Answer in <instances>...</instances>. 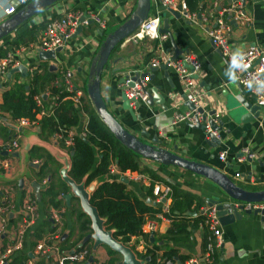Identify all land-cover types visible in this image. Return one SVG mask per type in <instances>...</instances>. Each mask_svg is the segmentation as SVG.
<instances>
[{
	"label": "crops",
	"instance_id": "1",
	"mask_svg": "<svg viewBox=\"0 0 264 264\" xmlns=\"http://www.w3.org/2000/svg\"><path fill=\"white\" fill-rule=\"evenodd\" d=\"M19 1L0 0V22L7 18L3 11L4 8ZM214 1L222 5L229 2V0H202L205 8ZM239 1L244 5L248 21L245 26L232 24L228 38L230 47L235 52L250 46L264 47V0ZM25 3L18 4L17 11ZM135 6L136 0H62L37 14L23 27H20L19 32L34 28L38 29L36 38L39 40L42 35L41 24L51 17L60 16L71 10L97 13L106 21L107 27L102 31L95 24L93 26L83 24L81 32L76 31L61 47V52L57 53L55 58L41 57L39 51L32 49L16 54L17 66L24 65L27 68V76L21 72L11 74L9 70L0 80V103L5 90L15 85H25V89H28L31 85L33 86L34 78L38 77L35 85L38 94L48 107L49 104L46 99L51 88L58 86L60 83L62 84L64 74L67 71L73 73L72 82L77 89L84 93L85 101L89 100L86 94L89 67L104 39L105 30L112 28L113 31L117 28L135 9ZM153 7L155 9V6ZM157 10L162 18L161 28L164 25L163 20H167L169 33L162 32L167 35V39L162 42L145 39L137 43L125 39L115 48L111 53L100 83L101 95L107 108L111 110L112 114L114 113L115 118L127 130L140 137L144 142H150L152 138H155L161 142L162 147L175 154L218 168L230 176L238 186L246 190H263L264 108H260L258 118L254 117L250 109L246 108L247 103H250L253 107L256 106L255 99L247 88L234 82L230 65L213 48L206 34V29L212 23L204 24L200 21L191 23L180 16L179 13L164 9L162 6H158ZM14 35L15 33L12 37ZM161 49L163 50L162 53ZM186 52L195 54L200 60V72L197 82L199 92L202 94L205 112L208 113L214 109L222 110L220 117L222 123L218 125L220 128L219 141H221L220 144L215 146L209 144L202 128L192 127L194 125L186 122H174L175 112L188 110L184 106V100L182 99L184 93L175 71L165 65H163L164 69L160 66L155 68L153 72L150 71L149 62L157 54H162L161 56H166L165 58H174ZM129 72L143 74L148 72L152 77L148 82V92H151L152 88L158 89L157 93L163 97L164 101L162 99V102H160L156 96V98L151 97L148 101L150 103L141 102L139 107H135L133 114L122 108V91L119 84ZM79 114V125L74 128V132L77 134L87 122V114L83 110ZM140 130H145L148 136L144 134L141 136ZM9 139H16L19 143V149L10 156V168L0 169V197H5L3 202L10 205L8 216L11 220V230H13L22 217L25 198L30 194L35 196L32 183L37 181L40 185L43 179L46 180L45 186L40 185V196L42 198V194L51 184L58 185L61 180L63 181L61 169L65 165L70 152L63 145H60L62 142L57 140L54 135L42 134L39 124L34 127L20 128L9 115L0 114V145ZM244 148H249L255 154V157L240 160ZM221 151L226 152L224 161L219 159ZM0 153L2 157H6L4 153ZM141 162L143 165L155 170L162 178L163 184L168 182L176 185L198 198L199 202L194 200L191 203L190 210L186 211L193 213L190 216L187 215L191 218H200L202 209L208 202L218 200L217 198L220 199L223 196L218 186L210 180L187 170L172 166L165 167L145 159H141ZM45 164L47 174L39 179L38 173L41 174L42 171H45L42 168ZM236 174H239L240 177H236ZM106 179L111 180L114 178L107 176ZM126 179L128 182L125 184H127L129 190L146 203L147 200H151L153 203L149 205L152 207L163 210L164 203L166 206L171 203L168 198L165 202H157L152 194L151 197L148 195L149 187ZM20 180H23L21 187L19 185ZM90 185L96 187L97 183L93 182ZM63 195L62 193L58 195L62 202L57 207L48 206L42 200L37 202L38 218L33 230L31 228L26 232L23 250L18 252V255L27 258L31 256L32 259L33 256L29 253L34 251L36 244L45 240L50 233H55L59 236L58 246L60 250L87 248L89 249V256L84 262L80 263L60 261L56 256L50 255V258L39 257L37 264L39 262L40 264H106V261L111 257L109 248L99 246L96 251H93L91 240L86 246L76 248L84 238L79 239L80 233L74 229H77V223L69 212L70 206L77 207L75 204L77 199L71 198L70 204L67 205L64 198H62ZM52 210H63L61 222L57 226L46 219L50 216ZM239 214H241L239 219H236L232 213L223 216L221 226L223 244L216 250L213 261L210 263L203 261L201 264H264V223L261 221L263 216L255 215L253 212L246 214L245 210H240ZM160 215L158 213L154 219L147 218L145 221L153 220L158 226L156 231L147 234L150 235V242L149 240L145 241L143 236H136L131 237L127 243V246L135 254L142 253L146 248H153V244H162V241H158L159 237L165 233L171 223L166 218L160 217ZM71 217L73 220H71ZM45 220L48 221L46 226H53V230L41 231ZM188 222L189 237L183 238L179 242H170L166 247L176 248L178 255L183 260L190 257L203 258L208 243L209 231L202 222L194 223V219H189ZM14 223L15 225H13ZM44 230L47 229L44 228ZM151 236L153 240H151ZM6 243L7 237L4 235L2 236L1 248ZM155 251L156 256L160 257L163 255L165 248ZM16 255L17 253L12 256V263ZM90 256L93 257L92 263L89 262ZM177 260V258L174 259L176 262ZM16 262L18 261L16 260Z\"/></svg>",
	"mask_w": 264,
	"mask_h": 264
},
{
	"label": "built area",
	"instance_id": "2",
	"mask_svg": "<svg viewBox=\"0 0 264 264\" xmlns=\"http://www.w3.org/2000/svg\"><path fill=\"white\" fill-rule=\"evenodd\" d=\"M27 1L28 0H20L18 4L20 5ZM153 6H155V9ZM156 6H162L164 9L175 11L191 23H196L198 21L204 24L212 23V25L206 29V34L211 41L213 48L217 50L227 64L230 65L234 82L247 88L251 96L254 97L255 104L260 108H264V47L250 46L239 52H235L228 43L232 24L234 23L240 26H245L248 21L244 5L241 1L229 0L228 4L225 5L214 1L201 11L192 12L188 9L185 0H151V12L149 16L140 24L136 31L127 38V40L137 43L145 39L158 40L159 42L167 39V35L163 34L160 30L162 18ZM3 11L5 16L9 17L17 11V8L14 4H9ZM83 14L84 11L82 10H71L64 12L60 16L49 18L37 43L13 49L9 51L4 58L0 59V80L11 68L17 66L15 59L16 54L26 52L27 49H32L34 51H50L63 47L65 42L76 33ZM87 15L88 18L82 22V24H86L87 20L91 19L100 30L103 31L107 27L106 21L99 14L87 12ZM160 51L161 53L163 52L162 49ZM161 55L157 54L153 57L149 62V67L158 68L167 65L172 68L178 77L185 100L191 102L194 106L193 110L175 112L174 122H186L187 124L192 125L200 124L207 140H210L209 134L219 140V131L214 130L212 126L219 125L222 110L214 109L213 113L210 115L205 112L207 115L205 121L202 120V114L197 112L198 108L203 107V98L202 94L199 92L197 82L200 72V60L198 57L191 52L183 53L174 58H165V55V57ZM134 74V72L127 73L119 84L121 91L129 100V106L133 109L136 107V103H148V82L150 81L148 76H141L143 73H137L139 74V77L136 80H133L132 77ZM72 77L73 73L67 71L64 74L61 86L64 91L68 93L67 99L80 107L85 95L80 89L75 87L72 82ZM36 101L39 105H44L43 110L38 113L37 119H15L18 127H34L42 117L51 114V112L45 107V102L43 103L42 98L37 97ZM85 125L78 134L75 133L74 128H72L66 132V137H63L62 131L57 133L55 137L57 140H62L65 149H69L72 147L73 139L76 135H79L82 138L86 137ZM18 149L19 143L16 139H9L0 145L1 152H7L6 157H2L0 153V169L10 168V156H12ZM225 156V151L219 153V159L221 161L225 160ZM254 157L255 154L249 148H244L240 160L253 159ZM116 175L142 183L147 187L151 186L150 184L152 183L151 178L147 175L131 173L129 171L120 172L114 162H111L107 176L113 178ZM236 177L239 178L240 175L236 174ZM41 184L45 186L46 180L43 179ZM152 193L157 202H163V200L167 199V196L170 193V187L154 182L152 183ZM3 199H5V197H0V264H7L11 261L14 254L23 250L26 229L38 218V203L35 196L32 194L27 196L23 204L20 222L16 223V225L14 223L13 225H15V227L11 230V220L8 216L10 205L3 202ZM242 207L243 210H264V202L242 203ZM163 211L168 212V206H166L165 203ZM62 214L63 210H52L50 212L49 217L54 226L60 224ZM201 214L205 217L204 224L209 231L208 243L206 244L203 258L190 257L183 262H180V264H201L203 261L210 263L214 259L216 250L223 244L222 225L216 206L205 205ZM262 216L264 217V212ZM157 229V223L153 220H148L142 226V231L145 234H151ZM4 235L7 237V243L1 248L2 236ZM58 245V236L57 234L52 233L47 239L36 244L34 251L29 253L33 258L31 259L30 256L25 264H36L39 257L50 258V255L56 256L60 261L66 260L81 263L89 256V250L87 248H82L80 250L72 249V252H61ZM146 264H177V262L162 256H156L151 263L147 262Z\"/></svg>",
	"mask_w": 264,
	"mask_h": 264
},
{
	"label": "trees",
	"instance_id": "3",
	"mask_svg": "<svg viewBox=\"0 0 264 264\" xmlns=\"http://www.w3.org/2000/svg\"><path fill=\"white\" fill-rule=\"evenodd\" d=\"M185 2L188 9L192 12H199L205 8L202 0H185ZM28 3L29 1L21 7H24ZM46 23L47 21L40 25L42 33ZM37 30L34 28L29 31H17L14 37L7 39V42L0 47V59L4 58L13 49L37 43ZM37 78H34L33 86L31 85L28 89H25V85H15L5 90L0 103V114L9 115L13 120L19 118L37 119L38 113L44 108V105L41 106L36 101L37 97L41 98L35 85ZM60 85L61 83L51 88L49 96L46 99L49 105L48 107L45 105V107L51 114L42 117L38 121V124L42 134L48 133L55 136L62 131L63 137H66L67 131L79 125V113L81 110L87 114L85 125L86 137L82 138L76 135L73 139L72 147L68 149L72 153L70 156L71 167L68 175L74 182L83 183L86 188L93 182L97 183L95 189L90 192V203L97 209L99 216L105 220V229L111 230L113 237L125 245H127L131 237L136 236H143L145 237V241L149 240L150 242V235L142 231V226L147 218L154 219L155 215L160 213L162 218L168 219L171 223L165 233L159 237L158 241H162V244H153V248H146L142 253H136L137 258L140 260L149 259L148 263H151L156 257L155 250L164 247L165 251L162 253V257L171 260L177 258L183 262L184 260L178 255L176 248H167L166 246L170 242H179L183 238L189 237V219H194V223H205V217L202 214L200 218L196 217L197 219L185 215L186 211L190 210L191 203L194 200L195 202H199L198 198L178 188L176 185L166 182L164 185L170 187V193L167 198L170 199L171 203L168 206V212H165L152 207L143 199L138 198L135 193L129 190L127 184L120 181V176L116 175L111 180L106 179L109 165L111 162H114L120 172L129 171L131 173L145 174L151 178L152 183L158 182L163 184L162 178L155 170L142 164L140 156L119 143L99 119L89 100L85 101L83 99L80 107L75 106L72 101L67 99L68 93ZM42 101L44 103L43 99ZM60 141L62 142V140ZM60 145L64 146L63 142ZM42 168L45 171H42L41 174L38 173L39 179L47 174L46 164ZM152 183L147 191L150 197L151 194L154 197ZM69 191L70 188L61 180L58 185L51 184L42 194L41 200L48 206L57 207L62 202L58 198V195L61 193L66 194ZM72 199L76 198L72 197ZM196 208L198 207L196 206ZM69 210L77 223V229H74L79 231V239H81L91 231L90 220L79 207L70 206ZM46 219L51 222L49 216ZM47 220L42 225L43 230L41 231L43 232L53 230V226H46L48 224ZM44 228L47 230H44ZM108 250L111 257L106 261V264H119L120 257L117 253L110 249ZM29 258L30 256L27 258L26 256H19L17 253L13 259L14 262L12 263L11 259L7 264H25Z\"/></svg>",
	"mask_w": 264,
	"mask_h": 264
},
{
	"label": "water",
	"instance_id": "4",
	"mask_svg": "<svg viewBox=\"0 0 264 264\" xmlns=\"http://www.w3.org/2000/svg\"><path fill=\"white\" fill-rule=\"evenodd\" d=\"M62 0H31L24 7H21L11 16L5 18L0 22V47L7 42V39L12 38L14 33L19 31L20 27H23L27 22L34 18L40 12L46 10L48 7L55 5L56 3ZM18 7V3L14 4ZM151 12V0H136L135 9L129 14V16L115 28L112 32L104 35L95 56L93 57L89 72L88 80L86 85V94L88 99L99 117V119L104 123V125L109 129V131L114 135V137L121 143L123 146L140 156L142 159L149 160L151 162L157 163L162 166H172L177 167L183 170H187L191 173H194L198 176L206 178L214 183L221 190L223 196L222 198H217L218 200H213L208 202V205H215L218 210V215L220 216L221 225L223 224V216L227 213H232L236 219L241 217L239 214L240 210H243L241 203H262L264 202V189L263 190H246L238 186L230 176L222 172L216 167L207 165L202 162L195 160H190L171 152L170 150L162 147L161 142L155 138H152L150 142H144L140 137L133 134L125 126L120 123L115 116L108 111L107 105L101 95V79L105 68L109 62L111 53L117 48V46L127 39L140 24L149 16ZM174 13V12H173ZM88 18L87 12L84 11L83 16L80 19V25L77 28V31L81 32L82 22ZM163 27L160 29L161 32H168L167 20H163ZM86 24L88 26H93L94 23L91 19L87 20ZM102 34V32H101ZM170 35V34H169ZM171 36V35H170ZM61 52V48L50 51H39L41 57L45 58H55L57 53ZM167 66V65H165ZM161 68H165L162 66ZM155 68L150 67V71H154ZM21 72L27 76V68L24 65H18L10 69V73ZM141 76H148L150 80L152 77L148 72L141 74ZM139 77V74L135 73L132 77L133 80H136ZM158 89L152 88L151 92H148L149 100L151 97H157V99L162 102L163 97L159 96L157 93ZM155 97V98H156ZM123 101L124 109L128 110L130 114H133L134 109L129 106V100L126 98L125 94L122 92L121 95ZM184 100V106L188 110H193L194 106L191 102L185 100V96H182ZM148 100V101H149ZM164 101V99H163ZM150 103V102H148ZM136 107H139V103H136ZM246 108L250 109V112L254 117H259L260 107L252 106L250 103L246 104ZM198 113L202 114V120L207 119L205 109L200 107L197 109ZM213 111L208 112V115L212 114ZM222 122L219 123L221 125ZM192 127L202 128L200 124L194 125ZM214 130H220L219 126H212ZM148 136V133L145 130H140V135ZM210 140L208 141L210 145H218L220 141L214 138L209 134ZM4 155H7V152H4ZM72 153H69L65 165L61 169V176L63 181L70 188V192L64 194L62 198L66 201V204H70L72 197L78 199L80 208L82 212L90 220V229L91 231L81 240L78 247H83L84 244L92 241L93 251H96L99 246H105L111 251L117 253L121 260L119 264H146L147 260H140L137 258L135 252L123 244L119 240L113 237V232L107 230L104 227L105 220L99 216L97 209L90 203V192H92L95 187L90 185L88 188L85 187L83 183L74 182L68 175V171L71 167V156ZM16 156H18L16 154ZM120 181L127 183L128 180L124 177L120 178ZM20 187L23 185V180L19 181ZM33 190L35 192V198L37 202L41 201L40 196V186L37 182L32 183ZM165 202V200H163ZM241 202V203H238ZM147 203H153L151 200H147ZM257 215H263L264 210H245L246 214L252 213ZM193 213L186 212V215H191ZM261 221L264 223V217H261ZM153 240V237H150ZM89 262H93V257H89ZM88 262V263H89ZM177 264H180V261L177 260Z\"/></svg>",
	"mask_w": 264,
	"mask_h": 264
},
{
	"label": "rangeland",
	"instance_id": "5",
	"mask_svg": "<svg viewBox=\"0 0 264 264\" xmlns=\"http://www.w3.org/2000/svg\"><path fill=\"white\" fill-rule=\"evenodd\" d=\"M110 32H112V28H107L106 30H105V35H107L108 33H110ZM61 48V47H60ZM133 109V108H132ZM108 111H110L111 112V110L108 108ZM114 114V113H113ZM94 185V184H93ZM76 206L77 207H79L80 208V204H79V201H78V199L76 200ZM71 220H73L72 219V217H71ZM35 223H36V221H34L32 224H31V226L30 227H28L27 229H26V232L28 231V230H30L31 228H32V230H33V227H34V225H35ZM51 235V233L46 237V239L49 237ZM58 240H59V236H58ZM89 250V249H88ZM61 252H72V250H68V251H62V250H60ZM181 262V261H180Z\"/></svg>",
	"mask_w": 264,
	"mask_h": 264
}]
</instances>
